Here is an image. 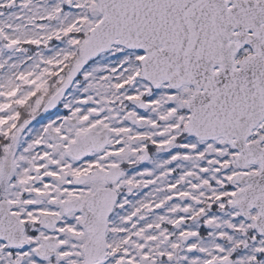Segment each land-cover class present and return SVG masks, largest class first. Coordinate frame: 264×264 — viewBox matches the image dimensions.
<instances>
[{"label":"snow or ice","instance_id":"obj_1","mask_svg":"<svg viewBox=\"0 0 264 264\" xmlns=\"http://www.w3.org/2000/svg\"><path fill=\"white\" fill-rule=\"evenodd\" d=\"M0 264H264V0H0Z\"/></svg>","mask_w":264,"mask_h":264}]
</instances>
